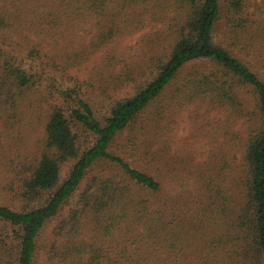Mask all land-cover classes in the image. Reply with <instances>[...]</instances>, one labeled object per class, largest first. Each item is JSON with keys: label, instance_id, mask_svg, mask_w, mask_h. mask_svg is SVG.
Here are the masks:
<instances>
[{"label": "trees", "instance_id": "1", "mask_svg": "<svg viewBox=\"0 0 264 264\" xmlns=\"http://www.w3.org/2000/svg\"><path fill=\"white\" fill-rule=\"evenodd\" d=\"M78 1L103 12L114 0ZM180 1L174 43L152 58V75L134 93L97 112L80 88L55 87L60 101L48 112L38 156L23 170L22 203H0V264H35L40 237L50 222L49 257L65 264H173L182 257L191 237L186 218L184 223L167 219L151 200L161 189L160 181L114 148L118 136L172 84L190 100L210 96L239 113L243 102L238 90L254 95L238 198L235 206L217 207V228L203 234L200 243L210 249V264H264V79L234 54L240 36L249 34L255 22L251 0ZM222 18L229 43L217 39ZM6 23L0 16V36ZM113 35L112 28L102 30L100 42ZM14 51L0 39V120L14 111L18 92L37 74ZM30 53L39 55V50ZM201 61L210 69L180 77Z\"/></svg>", "mask_w": 264, "mask_h": 264}, {"label": "rangeland", "instance_id": "2", "mask_svg": "<svg viewBox=\"0 0 264 264\" xmlns=\"http://www.w3.org/2000/svg\"><path fill=\"white\" fill-rule=\"evenodd\" d=\"M180 4V0H114L103 12H95L78 0H0V16L7 22L1 41L11 43L37 72L18 92L14 111L0 120V203H22L23 170L38 156L48 112L60 101L55 87L80 88L97 112L131 95L152 75V58L173 45ZM249 11L254 25L249 34L240 36L234 54L264 79V0H251ZM225 22L224 18L219 22L217 39L229 43ZM110 28L114 35L101 43L102 30ZM32 49L39 55L31 54ZM209 69L206 62H194L180 77ZM176 88L172 84L150 104L118 136L114 148L160 181L161 189L151 200L167 219L184 223L186 218L191 237L173 264H210V249L200 242L203 234L217 228V207L235 206L247 118L255 112L256 101L249 89H239L243 102L239 113L210 96L190 100ZM53 224L40 237L35 264H65L59 257H49Z\"/></svg>", "mask_w": 264, "mask_h": 264}]
</instances>
